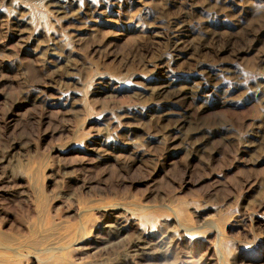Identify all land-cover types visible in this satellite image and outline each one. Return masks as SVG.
Segmentation results:
<instances>
[{"label":"rangeland","instance_id":"374dc122","mask_svg":"<svg viewBox=\"0 0 264 264\" xmlns=\"http://www.w3.org/2000/svg\"><path fill=\"white\" fill-rule=\"evenodd\" d=\"M0 264H264V0H0Z\"/></svg>","mask_w":264,"mask_h":264},{"label":"bare ground","instance_id":"6f19581e","mask_svg":"<svg viewBox=\"0 0 264 264\" xmlns=\"http://www.w3.org/2000/svg\"><path fill=\"white\" fill-rule=\"evenodd\" d=\"M57 3H59V2H57ZM65 7V6H64ZM67 8V7H66ZM90 8V7H89ZM57 9V8H56ZM67 10V9H66ZM92 10V9H91ZM189 27V26H188ZM145 28V27H144ZM147 29V28H146ZM189 30V29H188ZM191 32V31H190ZM186 33V32H185ZM180 36V35H179ZM158 70V69H157ZM162 243V242H161ZM133 244V243H132ZM178 244V243H177ZM142 245V244H141ZM134 247V246H133ZM142 254V253H141ZM145 255H147V254H145ZM149 255V254H148ZM147 255V256H148ZM129 257V256H128Z\"/></svg>","mask_w":264,"mask_h":264}]
</instances>
